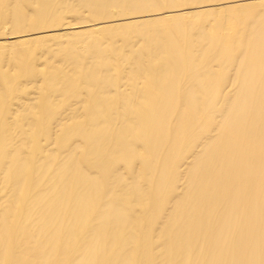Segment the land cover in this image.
I'll return each mask as SVG.
<instances>
[{"label": "bare ground", "instance_id": "bare-ground-1", "mask_svg": "<svg viewBox=\"0 0 264 264\" xmlns=\"http://www.w3.org/2000/svg\"><path fill=\"white\" fill-rule=\"evenodd\" d=\"M0 264H264V0H0Z\"/></svg>", "mask_w": 264, "mask_h": 264}, {"label": "rangeland", "instance_id": "rangeland-1", "mask_svg": "<svg viewBox=\"0 0 264 264\" xmlns=\"http://www.w3.org/2000/svg\"><path fill=\"white\" fill-rule=\"evenodd\" d=\"M130 71V70H129Z\"/></svg>", "mask_w": 264, "mask_h": 264}]
</instances>
